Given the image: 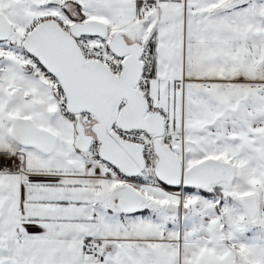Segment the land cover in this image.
Masks as SVG:
<instances>
[{"label": "snow or ice", "instance_id": "1", "mask_svg": "<svg viewBox=\"0 0 264 264\" xmlns=\"http://www.w3.org/2000/svg\"><path fill=\"white\" fill-rule=\"evenodd\" d=\"M0 264H264V0H0Z\"/></svg>", "mask_w": 264, "mask_h": 264}]
</instances>
